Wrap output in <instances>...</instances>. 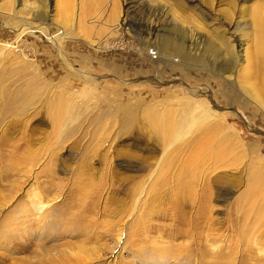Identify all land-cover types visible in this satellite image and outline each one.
<instances>
[{
	"label": "rangeland",
	"instance_id": "rangeland-1",
	"mask_svg": "<svg viewBox=\"0 0 264 264\" xmlns=\"http://www.w3.org/2000/svg\"><path fill=\"white\" fill-rule=\"evenodd\" d=\"M209 1L0 0V264H264L257 0Z\"/></svg>",
	"mask_w": 264,
	"mask_h": 264
},
{
	"label": "bare ground",
	"instance_id": "bare-ground-1",
	"mask_svg": "<svg viewBox=\"0 0 264 264\" xmlns=\"http://www.w3.org/2000/svg\"><path fill=\"white\" fill-rule=\"evenodd\" d=\"M246 10L247 9L243 7V10L242 11L243 12H246ZM247 11L249 13L251 11V14H252L251 15V18L253 16V19L251 20L252 21L251 23L253 25V28H251V29L253 30L254 33H256L255 37L253 38L254 41H255V44H257L258 46L260 45L263 48V41H264V16H262V15L264 14V0H257L256 5L254 7H252V9L250 11L249 10H247ZM8 46H11V45H5L4 48H6ZM259 54L262 55V52H259Z\"/></svg>",
	"mask_w": 264,
	"mask_h": 264
}]
</instances>
